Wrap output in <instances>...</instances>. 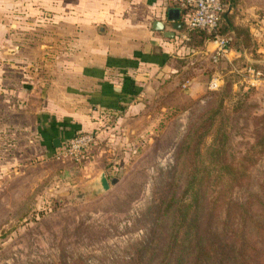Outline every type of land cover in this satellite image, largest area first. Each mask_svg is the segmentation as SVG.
I'll use <instances>...</instances> for the list:
<instances>
[{
  "label": "crops",
  "instance_id": "crops-1",
  "mask_svg": "<svg viewBox=\"0 0 264 264\" xmlns=\"http://www.w3.org/2000/svg\"><path fill=\"white\" fill-rule=\"evenodd\" d=\"M242 3L264 62L260 3ZM186 15L176 0H0V96L32 113L20 130L23 155L50 159L63 142L97 134L111 117L158 124L166 111L199 97L221 73L207 62L214 41L202 50L186 45ZM238 55L230 50L220 58L231 63Z\"/></svg>",
  "mask_w": 264,
  "mask_h": 264
},
{
  "label": "rangeland",
  "instance_id": "rangeland-1",
  "mask_svg": "<svg viewBox=\"0 0 264 264\" xmlns=\"http://www.w3.org/2000/svg\"><path fill=\"white\" fill-rule=\"evenodd\" d=\"M254 1L260 3L258 15H264V0H247ZM242 2L237 0L235 23L249 28ZM243 55L261 73L253 85L247 68L210 58L207 62L218 63L221 73L217 89L207 88L208 79L199 97L186 108L166 111L158 124H126L111 117L78 161L23 155L27 147L20 130L32 121L31 110L12 108L8 97L0 96V264H133L137 248L147 242L179 141L223 86L229 92L223 101L228 156H241L253 142L254 120L264 114V62L257 54L254 59ZM100 172L117 179L105 192L93 182ZM263 183L264 156L231 197L241 201ZM222 217L220 212L218 220Z\"/></svg>",
  "mask_w": 264,
  "mask_h": 264
},
{
  "label": "trees",
  "instance_id": "trees-1",
  "mask_svg": "<svg viewBox=\"0 0 264 264\" xmlns=\"http://www.w3.org/2000/svg\"><path fill=\"white\" fill-rule=\"evenodd\" d=\"M221 2L226 7L213 32L189 29L191 7L180 8L187 13L180 29L187 34L185 43L202 50L216 36L223 37L226 48L239 54L232 65L253 67L243 55L257 56L252 35L248 27L235 23L237 0ZM227 87L214 94L212 105L189 123L179 141L170 180L154 206L147 242L137 248L133 264H264V183L241 201L231 197L248 180V169L264 156V114L254 120V140L245 153L229 157L223 104Z\"/></svg>",
  "mask_w": 264,
  "mask_h": 264
},
{
  "label": "built area",
  "instance_id": "built-area-1",
  "mask_svg": "<svg viewBox=\"0 0 264 264\" xmlns=\"http://www.w3.org/2000/svg\"><path fill=\"white\" fill-rule=\"evenodd\" d=\"M178 7L190 6L191 11L187 15L186 24L189 29L201 28L208 32L215 31L221 20V13L225 10V4L221 0H176ZM216 47L212 53L211 59L217 62L219 58L225 55L226 40L223 37L216 36L214 40ZM248 80L251 85L258 80L261 73L252 67H247ZM219 87L218 77H213L207 84V88L215 90ZM95 136L92 132H81L75 134L63 142L53 153L52 159L61 161L80 160L89 147L93 144Z\"/></svg>",
  "mask_w": 264,
  "mask_h": 264
},
{
  "label": "water",
  "instance_id": "water-1",
  "mask_svg": "<svg viewBox=\"0 0 264 264\" xmlns=\"http://www.w3.org/2000/svg\"><path fill=\"white\" fill-rule=\"evenodd\" d=\"M171 13H172V11L170 10V11L168 12L169 17H171ZM163 25H164V24H163V22H161V21H154L152 26H153L154 29L162 30ZM176 26H177V25H176ZM177 27H178V26H177ZM165 35H167V36H173V33L170 32V33L168 34V32H165ZM54 143H57V146H58L59 141H58V140H57V141L55 140ZM93 182H94L95 184H97L98 189H99L101 192H105L106 190L109 189L110 185H114V184L117 182V179H116V178H112L111 180H108V178H107V176L105 175V173H104V172H100V173L98 174V176L96 177V179L93 180Z\"/></svg>",
  "mask_w": 264,
  "mask_h": 264
}]
</instances>
